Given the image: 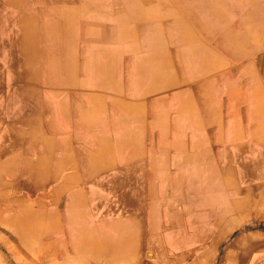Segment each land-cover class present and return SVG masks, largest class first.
Returning <instances> with one entry per match:
<instances>
[{
	"label": "crops",
	"instance_id": "1",
	"mask_svg": "<svg viewBox=\"0 0 264 264\" xmlns=\"http://www.w3.org/2000/svg\"><path fill=\"white\" fill-rule=\"evenodd\" d=\"M117 2L0 0V256L264 264L262 81L195 120L173 18Z\"/></svg>",
	"mask_w": 264,
	"mask_h": 264
},
{
	"label": "rangeland",
	"instance_id": "2",
	"mask_svg": "<svg viewBox=\"0 0 264 264\" xmlns=\"http://www.w3.org/2000/svg\"><path fill=\"white\" fill-rule=\"evenodd\" d=\"M24 1L29 4V0ZM123 1L118 0V11H123ZM156 3L166 16L173 18L181 39L192 47L187 53L190 51L193 57L190 82L196 96L183 98L186 105L193 106L191 117L205 121V111L215 110L219 105L214 97L218 90L236 89L235 83L248 79V75L256 74L264 85V0H156ZM43 4L45 1H37L38 6ZM211 78L212 102L203 98ZM172 119L171 113L166 114V121ZM6 256H0V264H14L7 252ZM23 260L15 264H29Z\"/></svg>",
	"mask_w": 264,
	"mask_h": 264
},
{
	"label": "bare ground",
	"instance_id": "3",
	"mask_svg": "<svg viewBox=\"0 0 264 264\" xmlns=\"http://www.w3.org/2000/svg\"><path fill=\"white\" fill-rule=\"evenodd\" d=\"M250 116V115H249ZM249 118V117H248Z\"/></svg>",
	"mask_w": 264,
	"mask_h": 264
}]
</instances>
